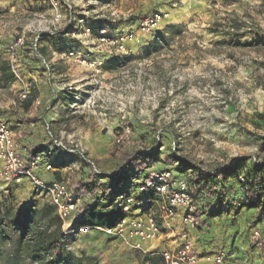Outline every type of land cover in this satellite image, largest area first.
Instances as JSON below:
<instances>
[{
    "label": "rangeland",
    "instance_id": "1",
    "mask_svg": "<svg viewBox=\"0 0 264 264\" xmlns=\"http://www.w3.org/2000/svg\"><path fill=\"white\" fill-rule=\"evenodd\" d=\"M66 1L77 4L74 17L80 6L86 7L91 20L110 27L111 34L129 26L134 31L140 19L153 12L166 14L160 27L141 45L128 44L127 52L111 50L102 69L100 89L92 84L89 67L66 57L70 48L90 57L98 55L100 48L90 52L80 40L58 34L38 46L45 67L43 59L29 54L32 33L28 32L19 74L30 87L28 99H41L32 118L26 116L25 102L13 104L21 85L6 82L0 73L1 114L14 132L21 134L18 140L23 142L24 130H39L36 146L49 145L47 123L51 134L67 147L81 149L82 155H67L53 148L51 157L56 167L66 169L57 172L60 179H73L77 193L80 185H85L89 198L84 204L93 205L96 197L104 194L108 197L106 184L113 182L108 173L122 174L128 166L135 168L125 157L137 153L145 160L144 167L136 166V177L150 168H169L182 174L184 171L177 170L184 165L172 156L174 149L196 165L184 173L194 191L199 172L231 166L226 171L230 187H237L235 173L252 174L254 160L264 157V0ZM51 12L39 0H0V60H6L7 46L21 30L31 23L45 24ZM61 92L68 94L70 102L69 98H57ZM88 99L95 103L87 104ZM63 101L68 106L63 107ZM121 126H129L131 134L115 153L113 136L120 134ZM85 158L102 174L94 173ZM73 163L80 169L72 168ZM121 177L125 186V177ZM235 189L225 193L220 188L214 190L215 197H222L217 200L223 206L217 210L214 224L205 222L193 231L195 237L208 235L209 242L198 240L199 252L224 248L226 264H264V252L249 239L250 229L264 220V203L253 209L236 207ZM203 191L201 200L205 202L215 194ZM8 199L17 207L46 202L27 183L10 188L0 183V212ZM101 205L109 219L111 210L106 209L107 204ZM204 245L209 250L202 248ZM66 252L92 256L99 264H140L141 254L97 232L69 236L61 253Z\"/></svg>",
    "mask_w": 264,
    "mask_h": 264
},
{
    "label": "built area",
    "instance_id": "2",
    "mask_svg": "<svg viewBox=\"0 0 264 264\" xmlns=\"http://www.w3.org/2000/svg\"><path fill=\"white\" fill-rule=\"evenodd\" d=\"M47 4L52 10L51 19L45 24L31 23L27 29L21 30L11 40L6 49V61L14 81L21 85L13 104H20L28 100L30 87L19 74L23 48L26 35L32 33L30 56L43 59L44 55L38 46L44 39L56 37L58 34L70 35L81 41L87 50L100 48L99 54L90 57L88 53L81 54L74 48L66 52L68 59L85 65L91 69V82L96 88H101L100 78L108 54L111 50L127 52L128 44L141 45L146 37L160 27L166 17L162 12H153L140 19L137 28L132 31V26L111 34L110 27L101 25L98 21H92L89 10L80 6L77 17L73 16L74 6L77 4L66 0H39ZM80 3L81 0H76ZM67 12L63 14L62 7ZM37 26V27H34ZM148 38V37H147ZM50 42V41H49ZM52 43V42H51ZM105 48L106 50H104ZM78 100V99H75ZM94 99L87 100V104L93 105ZM41 105V99H31L30 106L26 109L28 118L34 117ZM85 103H83V106ZM34 126V122H29ZM46 131L51 143L40 150L30 148L18 140L20 133H15L8 122L4 120L0 107V183L5 187H20L25 183L38 196L54 206L55 212L61 221V230L69 237L71 235H84L89 232H97L119 242L132 250L142 254H159L164 264H226V251L224 248L216 251L199 252L198 238L193 231L201 228V219L196 212L194 203L195 191L191 188L190 180L185 176L189 167L196 165L186 158L178 155L174 149L172 156L176 162L186 167L184 173L179 174L173 169H148L141 177L132 176L126 182L123 190L112 195L111 203L106 209L117 208V217L112 225H91L83 223L88 205L84 204L87 195H79L76 192L77 185L73 179H56L54 173L59 171L51 157L52 149L62 151L64 154L81 153V149L67 147L61 140L54 137L46 123ZM131 134L129 126H121V132L113 136L112 151L117 152L119 145ZM260 160H254L260 164ZM96 174L102 172L85 158ZM225 167V166H223ZM72 168L79 170L80 166L73 163ZM221 168V167H220ZM220 168L216 170L219 171ZM179 171V170H177ZM215 171H206L213 175ZM53 173V174H52ZM45 174H52L49 178ZM115 177L118 172L108 173ZM45 175V176H43ZM236 197H233L236 207H243L247 201L243 182V173L237 175ZM84 204V206H83ZM81 209V210H80ZM250 242L264 252V220L261 226L250 229Z\"/></svg>",
    "mask_w": 264,
    "mask_h": 264
},
{
    "label": "trees",
    "instance_id": "3",
    "mask_svg": "<svg viewBox=\"0 0 264 264\" xmlns=\"http://www.w3.org/2000/svg\"><path fill=\"white\" fill-rule=\"evenodd\" d=\"M0 73L2 79L6 82L14 81L13 74L10 72L5 59L0 60ZM59 97L64 101L69 98L66 92H61L57 95V98ZM30 102L31 99L25 101L23 105L25 109H28ZM40 149V147H36V150ZM144 160L138 153L125 157V161H128L127 164L133 163L135 168H129L128 166L122 174L118 173L115 176L118 178L117 180L113 177L111 185L106 184L107 191L105 193L108 191L110 193L108 197L105 194L102 198L95 196V204L88 205L86 215L83 218L85 225H112L114 223L118 215L117 208L110 209L108 216L111 217L108 219L104 214L105 212L102 211L103 209L100 208L103 206L101 204L105 203L108 205L111 203L112 195L119 190H123L126 187L127 180L135 176L134 172L137 171L135 169L138 166L139 168L144 167ZM169 162L171 163V160ZM225 167H221L213 175L199 172L194 180L195 187H204L209 183L213 187H217L220 185L221 180L225 182L224 172L231 166ZM188 169L194 170L193 167ZM178 170L184 171L186 167L184 166L183 169ZM120 175L125 177V186H123V180ZM235 175L237 177L238 173H235ZM54 177L60 179L58 173H54ZM244 177L245 181L242 184L245 187L244 193L248 199L243 204V207L254 208L264 200V157L260 164H253L252 174L249 177L244 175ZM223 184L221 183L220 188L225 187ZM84 186L80 185L78 194H87ZM230 188L233 189V187H227V189ZM101 200H103L102 203L99 202ZM67 238L61 230V221L55 212V208L50 203L44 202L40 206L30 204L19 207L12 204L11 199L3 203L0 212V264H28V261H31L32 264H99L98 260L92 256L85 254L75 255L70 252L61 253ZM56 253L61 254L57 256ZM138 261L140 264H164L161 256L157 253H141L138 255Z\"/></svg>",
    "mask_w": 264,
    "mask_h": 264
},
{
    "label": "crops",
    "instance_id": "4",
    "mask_svg": "<svg viewBox=\"0 0 264 264\" xmlns=\"http://www.w3.org/2000/svg\"><path fill=\"white\" fill-rule=\"evenodd\" d=\"M61 104H62L63 107L68 106V105H66V103L64 101L61 102ZM41 114L43 115V113H41ZM47 117H48L47 119H51L49 116H47ZM43 118H44V116H43ZM23 132H24L23 133L24 134L23 142L31 144V145H34L35 148L39 147V146H36L37 144L35 142L36 137H38V138L41 137L39 130H30L29 132L24 130ZM40 148H41V146H40ZM57 168L59 170V171H57V172H59V174H62V172H64L66 170L63 167H57ZM45 175L47 176V178H49L51 176V174L50 175L45 174ZM45 175H43V176H45ZM224 176H225L226 181L223 182L224 180L223 181L221 180L220 185H221V183L222 184L224 183L223 185L225 187L220 188L221 187L220 185H218L217 187H213L210 183L207 184L204 187L196 186V191H195L196 192V197H194V203H195V206H196V209H197L196 212H197V214L199 215V217L201 219V224L202 225L205 222H206L205 223L206 225L208 223L214 224L217 221L218 217H219V214H218L219 211H217V210L220 209L223 206V204H218L219 200H217V198L220 199L222 197H215L217 191H214V190H217V189L220 188L221 192L225 193L224 190H226L227 187H228V179L226 177V171L224 172ZM235 188L236 187H233V189H235ZM203 190H209V192H211V193L214 192L215 193L212 197L208 198L209 202L207 200H206V202L201 200L202 194L205 193ZM262 202H264V200ZM221 213H220V215H222ZM261 213H262V211H261ZM202 234H203V232H202ZM196 237L198 238V240L203 239V240H207L209 242V240L206 239V237H208V235H206L204 237V235H199L198 234V235H196ZM209 245H211V244H209ZM202 248H205V250H209L208 247H206L205 245Z\"/></svg>",
    "mask_w": 264,
    "mask_h": 264
}]
</instances>
